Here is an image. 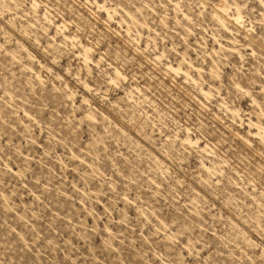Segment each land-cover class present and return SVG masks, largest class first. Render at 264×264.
Listing matches in <instances>:
<instances>
[{"label": "rangeland", "instance_id": "374dc122", "mask_svg": "<svg viewBox=\"0 0 264 264\" xmlns=\"http://www.w3.org/2000/svg\"><path fill=\"white\" fill-rule=\"evenodd\" d=\"M33 1L0 0V264H264V0Z\"/></svg>", "mask_w": 264, "mask_h": 264}, {"label": "bare ground", "instance_id": "6f19581e", "mask_svg": "<svg viewBox=\"0 0 264 264\" xmlns=\"http://www.w3.org/2000/svg\"><path fill=\"white\" fill-rule=\"evenodd\" d=\"M9 1L16 4L15 0H9ZM233 5L235 6V9L232 11L231 10L229 11L230 5H228L227 3L218 5L217 12L214 14V16H215L216 21L221 26H223V27L225 26V16L229 17V20L232 21L235 25H243L242 15H241L240 10L237 8V4L233 3ZM263 5H264V2H263ZM31 6L33 8H35L36 3L34 1L31 2ZM101 7L104 8L108 19H110L117 11L116 7H111V6L107 7V6H103V5ZM123 13H124L125 18L121 16L120 20H118V22L119 23H121V22L125 23L126 24V30H128L129 24L134 25V26H138L140 24V22L135 18L133 13H131L130 11L124 10ZM43 17L46 18L45 15ZM56 26H57V28H60L62 26L64 27V23H61L60 25H56ZM62 38L64 41H71V42L76 41L75 35L74 36H68V35L62 34ZM20 47L26 51L27 60H29V62L32 61V58H33L32 53H30L27 49H25L24 45L21 44ZM78 47H79L78 56L81 58L82 64L84 65V67L87 70H89V64L91 63V57H90L91 47L88 44H82V43H79ZM223 49L226 51H229V52H237L239 55H241L237 49H235L233 46H230L229 44H224V45L219 44L218 45V50H223ZM213 53H216V51L213 50ZM10 55H11V57H13L12 53H10ZM158 58H159V56L156 55L155 59H158ZM27 65H30V66H27ZM23 67L26 70L32 71V68H30L31 67L30 63L24 64ZM192 67H194V66L191 64V61L187 60V58L184 57V54H182L181 59L176 63L175 66L172 64H166V66H165V68L168 71H170L171 73H173V74H179L180 73L184 76V78L190 79L193 83H196V79H194L189 73V71L191 70ZM194 71H196L198 73L201 70L197 68ZM213 72H215V70L210 68L209 74L211 76H212ZM34 77H35V79H37V82L39 84L43 83V77L41 76L39 71L34 72ZM123 77H124L123 73L117 67H113L112 76L109 77L108 83L109 84L115 83L117 79H121ZM89 87H90V85L88 83L84 82L83 89L88 90ZM199 92L202 95H204L205 97H207L210 94L208 90L205 91L202 88L199 89ZM68 96L69 97L72 96L71 91H69ZM83 100H86V99L83 98ZM251 101H252V103H256V100L254 98H252ZM25 112H27V111H25ZM257 114L258 115H257V118L255 120H251L250 118L247 119L246 125L248 127V130H247V136L248 137L247 136L242 137L244 142H251V140L254 139V140H260L261 142L264 143V124L262 122H260V120L258 119L260 116H264V111H262L260 109ZM25 115H26V117H30L29 112L27 114L25 113ZM31 116H32V114H31ZM85 118L92 123L95 119V113L91 109H89V110H87ZM239 120H241V118H239ZM35 121L37 122V120H35ZM189 133H190V130H189V128L186 127L184 137L181 138V144H184V145L189 146V147H198V148H201V151L207 152L206 151L208 148L207 144L205 143L203 146H200L199 145L200 141H199L198 137L197 136L192 137L189 135ZM201 166L207 173H211V174L217 173L214 169L215 166H213L212 162H211V165H209V166H207L205 163L202 162ZM14 171H15L14 173L19 172L18 170H14ZM263 254H264V249H263Z\"/></svg>", "mask_w": 264, "mask_h": 264}]
</instances>
